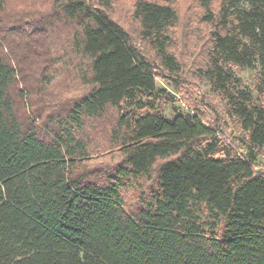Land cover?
Wrapping results in <instances>:
<instances>
[{
    "label": "trees",
    "instance_id": "16d2710c",
    "mask_svg": "<svg viewBox=\"0 0 264 264\" xmlns=\"http://www.w3.org/2000/svg\"><path fill=\"white\" fill-rule=\"evenodd\" d=\"M175 1L139 0L134 17L165 68L178 73L167 34ZM215 3L219 31L207 76L250 149L261 151L264 108L230 90V72L252 69L256 59L264 66V0H201L211 22ZM5 6L0 0V15ZM110 8L111 0H52L54 16L72 26L61 53L23 32L17 49L0 40V264H264V175L251 160L220 151L198 116L166 118L157 73ZM22 55L71 69L88 89L64 117L48 119L50 138L19 107L35 90ZM49 65L41 69L45 88ZM109 108L119 112L108 139L122 162L100 177L87 168L84 132Z\"/></svg>",
    "mask_w": 264,
    "mask_h": 264
},
{
    "label": "rangeland",
    "instance_id": "374dc122",
    "mask_svg": "<svg viewBox=\"0 0 264 264\" xmlns=\"http://www.w3.org/2000/svg\"><path fill=\"white\" fill-rule=\"evenodd\" d=\"M138 1L111 0L107 14L129 34L133 46L157 73V88L163 91V99L157 108L168 119H173L176 112L198 116L214 130L220 151H230L234 156L251 160L256 173L264 175V150L250 149L248 135L240 122L231 115L227 99L215 89L207 76L214 34L219 31V3L212 7L213 22L203 9L201 0H176L171 4L177 14V21L167 33L171 39L168 53L175 58L179 67V72L173 73L165 68L158 53L142 37L141 24L134 17ZM0 22L2 25L5 23L0 40L3 36L5 40H12L15 49L18 47L15 39L22 32L24 39L29 35L34 39H43L54 54L67 48L72 39V26L54 16L52 0H6ZM21 57L24 58L21 70L27 74L26 83L28 87L29 84L35 85V90L28 91V102H20L19 107L27 119L32 117L40 125L41 137L50 138L48 119L55 117L59 120L64 117L72 103L86 94L88 89L76 82L71 69L53 63L36 64L34 58ZM48 65L47 76L52 83L49 88H45L41 82V69ZM230 73L233 77L230 90L233 93L244 91L251 94L254 103L264 108L262 62L256 59L252 69L231 67ZM23 88L26 87L21 86ZM29 105L30 111L27 109ZM32 108L36 112L34 117ZM118 116V110L109 108L103 117L86 125L84 138L90 152L87 168L95 176L105 177L122 162L120 150H111L108 139ZM50 129L55 130L54 127ZM222 155L223 152H220L218 156ZM127 198L131 200V196Z\"/></svg>",
    "mask_w": 264,
    "mask_h": 264
}]
</instances>
